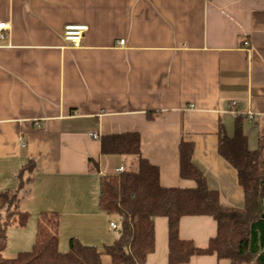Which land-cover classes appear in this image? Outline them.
Returning <instances> with one entry per match:
<instances>
[{"label": "crops", "instance_id": "0c3cea01", "mask_svg": "<svg viewBox=\"0 0 264 264\" xmlns=\"http://www.w3.org/2000/svg\"><path fill=\"white\" fill-rule=\"evenodd\" d=\"M0 23V193L18 192L32 223L29 234V223L11 226L22 232L4 258L32 250L43 214L59 215L63 253L71 238L101 252L118 240L110 222L119 219L100 208V177L136 160L102 155L106 135L139 133L142 156L167 188L195 186L179 174L180 141H193L208 187L223 206L244 207L218 132L223 125L233 137L241 116L254 150L264 131V0H0ZM67 25L88 27L79 46L64 39ZM25 166L31 183L18 191ZM155 230L144 264H169L167 219L156 218ZM179 234L206 247L217 223L186 216ZM189 264L228 261L195 256Z\"/></svg>", "mask_w": 264, "mask_h": 264}, {"label": "trees", "instance_id": "16d2710c", "mask_svg": "<svg viewBox=\"0 0 264 264\" xmlns=\"http://www.w3.org/2000/svg\"><path fill=\"white\" fill-rule=\"evenodd\" d=\"M154 120L158 114L148 113ZM218 152L236 171L237 181L244 192V207L222 205L218 192L208 187L206 177L194 165L193 141L181 139L179 144L180 178L194 181L192 188H167L160 183L159 168L142 156L141 137L137 132L106 135L101 138L104 156L134 158L136 168L100 177V208L119 219L120 236L112 245L99 251L81 243L69 241V251L59 249L60 218L57 213L43 214L37 226L35 243L29 252L12 259L3 257L8 245L7 230L16 225L25 228L30 215L20 208L18 192L0 193V264H104L102 256L111 264H144L155 251V219L168 221L169 264H189L195 256H215L228 264H264V131L258 146L251 150L244 132L241 116L236 118L233 137L223 125L218 132ZM99 171V166L90 160ZM32 168L19 172V190L31 179L24 175ZM186 216L211 217L217 223V234L206 247L180 238V221Z\"/></svg>", "mask_w": 264, "mask_h": 264}, {"label": "built area", "instance_id": "2783aa9c", "mask_svg": "<svg viewBox=\"0 0 264 264\" xmlns=\"http://www.w3.org/2000/svg\"><path fill=\"white\" fill-rule=\"evenodd\" d=\"M7 28V24L5 23H0V37H4L2 35L3 31ZM88 31V27L85 25H67L64 28V39L67 42H70L73 46L77 47L81 44L82 39L85 35V33ZM120 44H124V40L120 41ZM248 43H245V45H247ZM230 105L235 107L236 106V102L232 101L230 102ZM246 119L248 120H253L255 118L253 113H248L246 114ZM95 138H97V136H95ZM125 171V168L123 166L117 168L115 170L114 173L118 174V173H122ZM110 229L112 231L118 232L120 230V225L117 221L112 220L110 222Z\"/></svg>", "mask_w": 264, "mask_h": 264}, {"label": "rangeland", "instance_id": "374dc122", "mask_svg": "<svg viewBox=\"0 0 264 264\" xmlns=\"http://www.w3.org/2000/svg\"><path fill=\"white\" fill-rule=\"evenodd\" d=\"M28 223H29V225H28L29 227L26 230V234H29L30 233V228L32 226V223H30V222H28ZM20 230H22V229H17L15 227H11V226L7 230V236H8V240H9L7 247L8 246L10 247V250H11L10 252L17 251V246H15V243H13L11 240H12V238H15V236H17V233L19 234L20 232H22ZM35 231H36V229L34 230V233H35ZM23 232H25V231H23Z\"/></svg>", "mask_w": 264, "mask_h": 264}]
</instances>
